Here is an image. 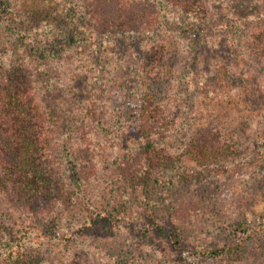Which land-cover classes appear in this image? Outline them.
Listing matches in <instances>:
<instances>
[{"label": "rangeland", "instance_id": "rangeland-1", "mask_svg": "<svg viewBox=\"0 0 264 264\" xmlns=\"http://www.w3.org/2000/svg\"><path fill=\"white\" fill-rule=\"evenodd\" d=\"M97 1L0 0V48L30 28L43 53L64 194L31 211L0 190V264H264V0H134L154 25L91 33ZM149 93L156 134L138 123Z\"/></svg>", "mask_w": 264, "mask_h": 264}, {"label": "trees", "instance_id": "trees-1", "mask_svg": "<svg viewBox=\"0 0 264 264\" xmlns=\"http://www.w3.org/2000/svg\"><path fill=\"white\" fill-rule=\"evenodd\" d=\"M98 1L100 7L87 12L92 18L91 33L149 28L157 21V16L145 11L137 1ZM172 1L195 14L205 9L203 0ZM111 2L116 4L113 14L108 10ZM137 15L141 18L136 19ZM4 26L6 22H1L0 41ZM20 30L18 35L11 31L8 46L0 48V190L14 200L23 201L28 210H46L53 206V200L64 194L58 190L55 170L49 161L54 125L40 107L35 72L29 63L31 60L38 63V68L42 67L44 59L40 56L43 53L38 51L36 44L29 46L33 29ZM158 60L153 58L148 64L149 74L154 77L161 72ZM147 97L138 123L141 130L156 134L158 129H163L165 117L158 109L160 103L155 102V94L149 93ZM163 155L155 148L148 151L149 161L153 164L158 160L161 162Z\"/></svg>", "mask_w": 264, "mask_h": 264}]
</instances>
